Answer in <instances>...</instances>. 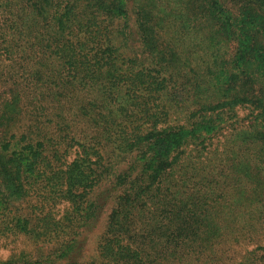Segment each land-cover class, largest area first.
<instances>
[{"label":"trees","instance_id":"16d2710c","mask_svg":"<svg viewBox=\"0 0 264 264\" xmlns=\"http://www.w3.org/2000/svg\"><path fill=\"white\" fill-rule=\"evenodd\" d=\"M20 53L70 101L0 102V264H264V0H0Z\"/></svg>","mask_w":264,"mask_h":264},{"label":"rangeland","instance_id":"374dc122","mask_svg":"<svg viewBox=\"0 0 264 264\" xmlns=\"http://www.w3.org/2000/svg\"><path fill=\"white\" fill-rule=\"evenodd\" d=\"M24 46L26 51L30 49L27 44H24ZM29 57L28 53H20L15 57L14 62L6 59L4 56L0 57V102L3 100L11 101L12 99H17V109L19 111L21 109L18 119L15 120L16 122L4 128L1 136L5 138L11 133H16V135L19 136L23 132H31V130H34L33 134H30L32 139H38L43 136L53 139L57 135L55 132L56 127L53 123L45 122V119L49 117L46 113H51L47 112L46 108L54 106L53 111H59L63 103L70 100H65L60 97L54 98V90L39 89L36 87L37 85L31 82L32 66L35 61L30 60ZM10 91H12V94ZM76 151V148L70 149V156L66 157V161H70L76 157ZM49 152L50 150L48 153ZM33 203L34 200L32 201V205ZM15 208L22 215H28L30 211H32V207L26 202L22 205H18V208ZM64 208L65 204H57L54 206L53 211L61 212ZM30 248L31 246L28 240L21 237L16 244H10L7 248L0 247V255L7 256L19 249L29 250ZM233 252L229 254L230 257L232 256V259L235 257V253L233 254ZM221 258L225 260L228 257L226 254L223 256L218 254L214 256V261L219 264ZM228 263L229 262L226 261L222 264Z\"/></svg>","mask_w":264,"mask_h":264}]
</instances>
